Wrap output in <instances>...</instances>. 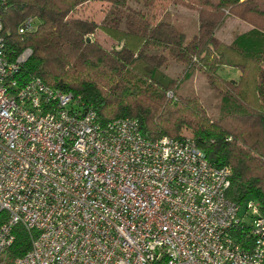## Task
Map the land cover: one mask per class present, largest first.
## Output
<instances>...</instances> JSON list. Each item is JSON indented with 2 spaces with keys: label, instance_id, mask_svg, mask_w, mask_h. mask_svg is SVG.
<instances>
[{
  "label": "built area",
  "instance_id": "2783aa9c",
  "mask_svg": "<svg viewBox=\"0 0 264 264\" xmlns=\"http://www.w3.org/2000/svg\"><path fill=\"white\" fill-rule=\"evenodd\" d=\"M30 54L7 55L0 21V264L17 226L31 244L12 264H264V214L227 198L228 167L189 137L100 125L80 98L21 84Z\"/></svg>",
  "mask_w": 264,
  "mask_h": 264
},
{
  "label": "trees",
  "instance_id": "16d2710c",
  "mask_svg": "<svg viewBox=\"0 0 264 264\" xmlns=\"http://www.w3.org/2000/svg\"><path fill=\"white\" fill-rule=\"evenodd\" d=\"M162 3L193 13L196 33L188 37L169 15L154 18ZM93 4L99 19L91 9L82 14ZM28 18L34 31L18 34ZM229 18L249 29L227 43L217 34ZM0 21L10 58L31 51L21 84L36 78L80 98L100 125L127 118L148 140L191 138L211 165L230 169L227 198L264 214V0H2ZM193 73L213 94L210 112L193 93L178 92ZM13 234L5 264L30 249L23 227Z\"/></svg>",
  "mask_w": 264,
  "mask_h": 264
},
{
  "label": "rangeland",
  "instance_id": "374dc122",
  "mask_svg": "<svg viewBox=\"0 0 264 264\" xmlns=\"http://www.w3.org/2000/svg\"><path fill=\"white\" fill-rule=\"evenodd\" d=\"M104 8V6H102ZM101 7V9H103ZM91 9L93 12H95L94 18L99 19V10L100 5L93 4L85 9H83L82 14H88V10ZM80 12V13H81ZM152 16L154 18H159L163 14L164 16L169 15L171 18V21L173 20L175 24L178 26L180 30L185 32L188 37H192L194 33H196L198 28V22L196 19V16L180 7L171 6L167 3H162L160 6L155 7L151 11ZM79 13V14H80ZM249 28L239 23L236 20L233 19H226V21L223 23L222 27L218 30V37L224 41V42H230L237 34L247 31ZM96 39L102 46L109 49L112 42L105 37L101 33H97L93 37ZM181 69L179 67H171L170 68V74L171 75H180ZM181 93H193L196 95L199 99L203 107L207 112H210L212 110V104L214 102L213 94L210 90V88L207 86L203 78L200 76L199 73H193V76L185 81V83L181 86V88L178 91ZM5 264V263H4Z\"/></svg>",
  "mask_w": 264,
  "mask_h": 264
}]
</instances>
